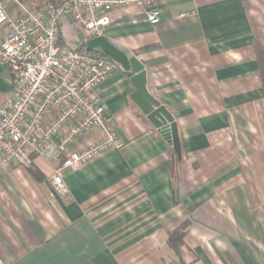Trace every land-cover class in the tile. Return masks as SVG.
Returning <instances> with one entry per match:
<instances>
[{
    "label": "crops",
    "instance_id": "obj_1",
    "mask_svg": "<svg viewBox=\"0 0 264 264\" xmlns=\"http://www.w3.org/2000/svg\"><path fill=\"white\" fill-rule=\"evenodd\" d=\"M143 11L114 8L105 36L143 65L147 90L177 124L181 157L134 103L132 73L120 66L95 92L121 148L66 169L67 196L51 197L54 165L42 156L0 177L6 264H264V85L254 47L264 48V0H183L162 5L155 25ZM60 25L64 46L85 44L69 14ZM1 72L5 100L12 77ZM103 137L93 127L63 156Z\"/></svg>",
    "mask_w": 264,
    "mask_h": 264
},
{
    "label": "built area",
    "instance_id": "obj_2",
    "mask_svg": "<svg viewBox=\"0 0 264 264\" xmlns=\"http://www.w3.org/2000/svg\"><path fill=\"white\" fill-rule=\"evenodd\" d=\"M180 1L49 0L34 7L28 0H0V65L12 77L9 97L0 99V177L14 163L31 167L32 156H42L54 165L51 197L67 196L66 169L122 147L95 92L120 65L86 47L64 46L60 23L65 14L87 43L106 35L114 8L139 6L155 25L162 5ZM96 126L104 130L102 139L63 156L68 143ZM0 264H6L2 257Z\"/></svg>",
    "mask_w": 264,
    "mask_h": 264
},
{
    "label": "water",
    "instance_id": "obj_3",
    "mask_svg": "<svg viewBox=\"0 0 264 264\" xmlns=\"http://www.w3.org/2000/svg\"><path fill=\"white\" fill-rule=\"evenodd\" d=\"M98 48L101 50V53H104L113 59V61L115 60L125 71L132 73L130 77L135 86V91L131 97L134 103L139 106L144 115L153 123L154 127L160 130L162 136L173 145L175 153L181 157L177 124L165 106L147 90V72L141 62L135 57L129 56L106 36L88 39L86 43L88 51H94Z\"/></svg>",
    "mask_w": 264,
    "mask_h": 264
},
{
    "label": "trees",
    "instance_id": "obj_4",
    "mask_svg": "<svg viewBox=\"0 0 264 264\" xmlns=\"http://www.w3.org/2000/svg\"><path fill=\"white\" fill-rule=\"evenodd\" d=\"M49 0H47L45 3H47ZM38 7H41L42 5H37ZM84 47H86V43L80 48L83 49ZM255 49H256V54H257V59L259 62V66H260V77L262 80V85H264V48L258 43H255ZM88 53H92V54H97V55H101V57H107V55H105L104 53H101L100 51H88ZM38 176V174H36ZM186 225L182 226V230L185 229ZM184 231V230H183ZM183 231L181 233H179V231L171 233L170 234V242L173 245L174 248H178L179 243L182 241L183 238Z\"/></svg>",
    "mask_w": 264,
    "mask_h": 264
},
{
    "label": "rangeland",
    "instance_id": "obj_5",
    "mask_svg": "<svg viewBox=\"0 0 264 264\" xmlns=\"http://www.w3.org/2000/svg\"><path fill=\"white\" fill-rule=\"evenodd\" d=\"M32 3H33V1H29L27 4L31 6ZM2 73H3V72L0 73V86H4V84L1 82V81H2L1 78L4 77V76L2 75ZM1 92H2V91H1ZM1 92H0V94H1ZM8 95H10V91H9Z\"/></svg>",
    "mask_w": 264,
    "mask_h": 264
}]
</instances>
